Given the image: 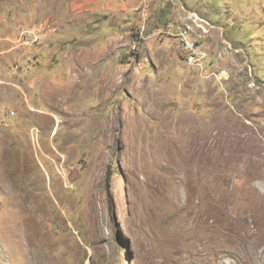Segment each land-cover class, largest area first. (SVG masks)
Masks as SVG:
<instances>
[{
    "label": "rangeland",
    "instance_id": "374dc122",
    "mask_svg": "<svg viewBox=\"0 0 264 264\" xmlns=\"http://www.w3.org/2000/svg\"><path fill=\"white\" fill-rule=\"evenodd\" d=\"M148 4L42 93L39 35L0 46V264H264V0Z\"/></svg>",
    "mask_w": 264,
    "mask_h": 264
},
{
    "label": "crops",
    "instance_id": "0c3cea01",
    "mask_svg": "<svg viewBox=\"0 0 264 264\" xmlns=\"http://www.w3.org/2000/svg\"><path fill=\"white\" fill-rule=\"evenodd\" d=\"M27 1H29L28 4ZM149 1L14 0L13 5L7 6V0H3L0 4L3 5L0 6V46L5 50H10L11 41L15 40L25 24L38 33L39 42L34 46L37 57L33 61L37 67H46L44 71L46 73L41 72L34 75L31 85L36 93H42L40 90L42 85H37V83L39 81L46 83L45 76H48L55 87L61 86V83L68 79L73 71L68 60L71 57L70 53L74 57L81 56L83 48H87L82 47L85 42L90 44L87 50L93 51L91 54L98 58L93 57L91 61L84 64H103L107 60L103 57H107L108 44L112 42L117 45L121 30L125 29L123 32L125 35L129 29H132L130 26L124 27L129 24L124 20H128V15L133 14L135 8L139 9L140 3L148 4ZM9 13L13 14L14 18L9 23L12 32H6L4 28L7 23L5 17ZM118 17L126 19L119 21ZM141 24H144L143 21ZM175 35L176 33L173 34ZM123 46L120 45L118 48L123 49ZM99 52L101 55L98 54ZM0 55L3 54L0 53ZM51 84L49 83V88L53 87Z\"/></svg>",
    "mask_w": 264,
    "mask_h": 264
},
{
    "label": "built area",
    "instance_id": "2783aa9c",
    "mask_svg": "<svg viewBox=\"0 0 264 264\" xmlns=\"http://www.w3.org/2000/svg\"><path fill=\"white\" fill-rule=\"evenodd\" d=\"M178 30V38L181 43L183 53L189 64L200 65L204 60V53L200 47L199 41L192 34V28L189 24L181 23L175 25ZM202 27V25H201ZM204 30V29H203ZM205 31V30H204ZM38 39V33L32 29H21L19 33V42L34 44ZM131 49L136 51V45L133 44Z\"/></svg>",
    "mask_w": 264,
    "mask_h": 264
},
{
    "label": "trees",
    "instance_id": "16d2710c",
    "mask_svg": "<svg viewBox=\"0 0 264 264\" xmlns=\"http://www.w3.org/2000/svg\"><path fill=\"white\" fill-rule=\"evenodd\" d=\"M107 186H106V188L109 190L110 189V184H109V178H110V176L109 175H107Z\"/></svg>",
    "mask_w": 264,
    "mask_h": 264
},
{
    "label": "bare ground",
    "instance_id": "6f19581e",
    "mask_svg": "<svg viewBox=\"0 0 264 264\" xmlns=\"http://www.w3.org/2000/svg\"><path fill=\"white\" fill-rule=\"evenodd\" d=\"M192 129V128H191ZM257 221V220H256ZM261 225V224H260ZM260 230V229H259ZM259 230H257V231H259ZM34 245V244H33ZM35 258V257H34ZM31 261V260H30Z\"/></svg>",
    "mask_w": 264,
    "mask_h": 264
}]
</instances>
